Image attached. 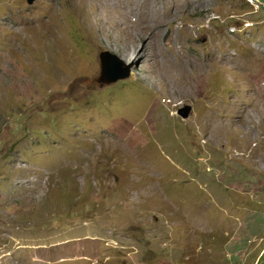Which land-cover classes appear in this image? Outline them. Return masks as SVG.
Segmentation results:
<instances>
[{
	"label": "rangeland",
	"instance_id": "obj_1",
	"mask_svg": "<svg viewBox=\"0 0 264 264\" xmlns=\"http://www.w3.org/2000/svg\"><path fill=\"white\" fill-rule=\"evenodd\" d=\"M262 4L0 0V264H264Z\"/></svg>",
	"mask_w": 264,
	"mask_h": 264
},
{
	"label": "water",
	"instance_id": "obj_2",
	"mask_svg": "<svg viewBox=\"0 0 264 264\" xmlns=\"http://www.w3.org/2000/svg\"><path fill=\"white\" fill-rule=\"evenodd\" d=\"M28 4H33L36 0H26ZM101 72L96 81L101 85L111 84L118 80L125 79L131 75V65L124 68L123 62L117 55L109 51H102L100 54ZM122 62V63H121ZM183 118H188L190 107L179 111Z\"/></svg>",
	"mask_w": 264,
	"mask_h": 264
},
{
	"label": "bare ground",
	"instance_id": "obj_3",
	"mask_svg": "<svg viewBox=\"0 0 264 264\" xmlns=\"http://www.w3.org/2000/svg\"><path fill=\"white\" fill-rule=\"evenodd\" d=\"M193 1V0H192ZM251 4H253L254 6H256L257 8H260L261 7V3L259 2V0H255L254 3H252L253 0H249ZM109 6V5H108ZM111 8V6L109 7ZM115 11V10H113ZM117 12L119 13V11L117 10ZM154 12V11H153ZM143 13V12H142ZM124 13H121V15H123ZM128 14V13H126ZM129 16V15H128ZM158 17V16H157ZM121 18V17H120ZM122 19V18H121Z\"/></svg>",
	"mask_w": 264,
	"mask_h": 264
},
{
	"label": "clouds",
	"instance_id": "obj_4",
	"mask_svg": "<svg viewBox=\"0 0 264 264\" xmlns=\"http://www.w3.org/2000/svg\"><path fill=\"white\" fill-rule=\"evenodd\" d=\"M260 2V1H259ZM261 3V2H260ZM262 6H263V10H264V5L262 4ZM131 73H132V71H131Z\"/></svg>",
	"mask_w": 264,
	"mask_h": 264
},
{
	"label": "built area",
	"instance_id": "obj_5",
	"mask_svg": "<svg viewBox=\"0 0 264 264\" xmlns=\"http://www.w3.org/2000/svg\"><path fill=\"white\" fill-rule=\"evenodd\" d=\"M262 4V3H261Z\"/></svg>",
	"mask_w": 264,
	"mask_h": 264
}]
</instances>
